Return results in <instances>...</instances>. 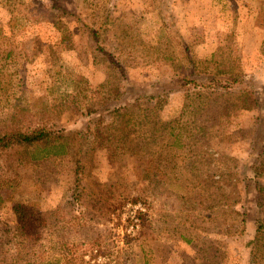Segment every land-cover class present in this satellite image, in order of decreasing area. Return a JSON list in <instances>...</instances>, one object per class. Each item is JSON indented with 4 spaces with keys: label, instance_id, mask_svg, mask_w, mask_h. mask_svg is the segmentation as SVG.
<instances>
[{
    "label": "rangeland",
    "instance_id": "rangeland-1",
    "mask_svg": "<svg viewBox=\"0 0 264 264\" xmlns=\"http://www.w3.org/2000/svg\"><path fill=\"white\" fill-rule=\"evenodd\" d=\"M0 137V264H264V0H0Z\"/></svg>",
    "mask_w": 264,
    "mask_h": 264
},
{
    "label": "trees",
    "instance_id": "trees-1",
    "mask_svg": "<svg viewBox=\"0 0 264 264\" xmlns=\"http://www.w3.org/2000/svg\"><path fill=\"white\" fill-rule=\"evenodd\" d=\"M236 80V78H235ZM213 80H209L208 83L202 84L201 89L208 91H215L219 92L220 90L216 87L217 85L213 84ZM197 86V85H196ZM226 86V85H225ZM224 85L218 86L220 89H222L224 92H230V87ZM235 86V85H234ZM219 90V91H218ZM223 92V93H224ZM250 93L249 96L253 93H255L254 89L248 90ZM259 100L253 99V103L258 105ZM17 135V136H16ZM49 138V132L45 131L44 129H38L33 131H27V132H20V133H14L13 138L8 141H16V142H22L27 144H32L34 142H41L44 143ZM5 140L4 137H0V147H6L9 142ZM16 214L18 221L23 225V234L24 235H30L31 233L35 232L33 229L34 227H39V221L34 218L33 213L31 212L29 206H26L24 204H18L16 208ZM35 221V222H34ZM32 223V224H31ZM33 264V263H28Z\"/></svg>",
    "mask_w": 264,
    "mask_h": 264
}]
</instances>
